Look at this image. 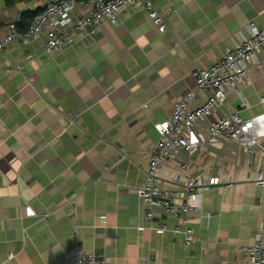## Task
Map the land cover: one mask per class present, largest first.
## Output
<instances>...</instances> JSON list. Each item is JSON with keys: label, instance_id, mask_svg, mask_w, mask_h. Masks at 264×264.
Segmentation results:
<instances>
[{"label": "crops", "instance_id": "crops-1", "mask_svg": "<svg viewBox=\"0 0 264 264\" xmlns=\"http://www.w3.org/2000/svg\"><path fill=\"white\" fill-rule=\"evenodd\" d=\"M46 2L0 0V41L24 13L25 31ZM151 2L163 12L164 33L141 7H128L115 24L60 51H47L44 36L0 51V264H66L76 244L109 264H239L241 248L257 238L264 245V187L251 180L264 172V137L254 155L215 141L164 163L167 190L200 171L218 179L189 214L190 245L160 231L176 222L158 209L144 221L149 209L138 194L155 126L194 90V70L216 64L249 24L264 28V0ZM239 88L242 99L227 91L201 122L203 136L233 112L264 118V70L250 69ZM169 173L181 176L177 185Z\"/></svg>", "mask_w": 264, "mask_h": 264}, {"label": "built area", "instance_id": "built-area-1", "mask_svg": "<svg viewBox=\"0 0 264 264\" xmlns=\"http://www.w3.org/2000/svg\"><path fill=\"white\" fill-rule=\"evenodd\" d=\"M138 6L146 12L159 33L166 31L163 12L156 9L151 0H47L25 31H20L14 23L7 26L0 41V51L7 44L27 45L44 36L46 50L57 52L78 37L93 36L105 23L115 24L122 11ZM248 30L249 35L228 50L216 64L191 73L194 90L176 100L170 118L155 126L158 140L149 154L144 184L138 191L142 203L149 209L144 221L152 222V209H158L163 218L176 222L172 229L161 224L160 231L180 235L185 245L194 242L189 214L200 207L203 193L216 186L218 179L200 171L186 175L179 186L167 190L161 187L164 163H172L181 151L192 156L200 147L215 141L234 142L249 155H254L264 137V118L242 119L236 112L216 120L210 126L207 138L199 132L201 122L223 105L227 91H234L242 99L239 86L247 84L250 69L264 70V28L249 24ZM204 93L209 94L208 99L202 105L192 107ZM180 169L185 171L186 165H180ZM167 178L177 185L181 176L169 173ZM251 180L264 187V172H255ZM240 252L243 258L239 264H264V245L259 238L252 245L241 248ZM66 264H109V260L87 254L76 244L74 255Z\"/></svg>", "mask_w": 264, "mask_h": 264}, {"label": "trees", "instance_id": "trees-1", "mask_svg": "<svg viewBox=\"0 0 264 264\" xmlns=\"http://www.w3.org/2000/svg\"><path fill=\"white\" fill-rule=\"evenodd\" d=\"M15 0H6V5L7 6H10ZM38 14V13H37ZM30 15L29 14H22V19L20 22L18 23H14L16 25V27L20 30V31H24V30H21V27L23 25V22L25 21L26 18H28ZM32 18L35 17V15H31ZM26 30V29H25Z\"/></svg>", "mask_w": 264, "mask_h": 264}]
</instances>
